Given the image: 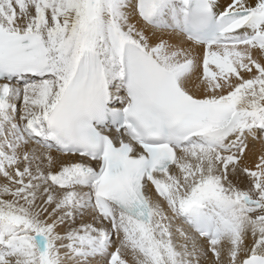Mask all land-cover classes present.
<instances>
[{"label": "snow or ice", "instance_id": "6c2138e0", "mask_svg": "<svg viewBox=\"0 0 264 264\" xmlns=\"http://www.w3.org/2000/svg\"><path fill=\"white\" fill-rule=\"evenodd\" d=\"M0 264H264V0H0Z\"/></svg>", "mask_w": 264, "mask_h": 264}]
</instances>
